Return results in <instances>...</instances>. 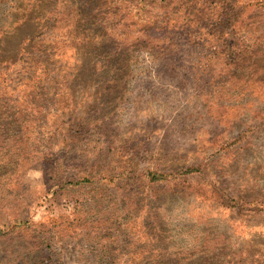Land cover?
Returning <instances> with one entry per match:
<instances>
[{"label":"rangeland","instance_id":"1","mask_svg":"<svg viewBox=\"0 0 264 264\" xmlns=\"http://www.w3.org/2000/svg\"><path fill=\"white\" fill-rule=\"evenodd\" d=\"M0 230V264H264V0H0Z\"/></svg>","mask_w":264,"mask_h":264},{"label":"trees","instance_id":"2","mask_svg":"<svg viewBox=\"0 0 264 264\" xmlns=\"http://www.w3.org/2000/svg\"><path fill=\"white\" fill-rule=\"evenodd\" d=\"M96 19V18H95ZM103 21H101V23H102ZM110 25V23H108L107 24V27L106 28H108V26ZM99 26L101 27L102 26V24H99ZM112 35H114V34H112ZM85 39H87V37H85ZM110 39V40H109ZM109 39L106 41V44L104 43V45L105 46H107L108 47V50H110V55H106V59L107 58H109V60H108V62L110 63V62H112L113 60L115 61L116 60V62H117V65H118V62H119V58H120V54L118 53V51L117 50H114V49H111L110 47L112 46V45H115V43H114V39L112 38V36H110L109 37ZM133 45V43L130 45V46H132ZM137 45L138 46H142V47H144L145 49H149L148 47H149V45H150V40H149V37L147 36V43L145 44V42L143 41V40H139V42L137 43ZM129 46V47H130ZM135 46V45H134ZM128 47V48H129ZM127 48V47H126ZM41 57H42V59H41V65H42V67H43V69H42V72L45 74V75H48L49 74V72H50V68L47 66V61L49 60L48 59V57H49V55H46L45 54V52L44 53H41ZM108 66H110V64H108ZM109 71V73H112V71H113V68H111V69H109L108 70ZM40 72H41V70H40ZM116 72H114V74H113V78L115 77V74ZM111 79V78H110ZM114 80H115V78H114ZM58 93V92H57ZM59 95H61V94H59ZM59 95H58V97H59ZM56 106H59L60 105V102L58 103L57 102V104H55ZM39 107H42L41 105H37V104H35L34 105V110H38V109H40ZM32 114H34V113H32ZM38 127H40V126H38ZM40 133V132H39ZM43 136H44V134H43ZM151 173V175H152V178L153 179H159L160 177H161V174H159V173H156V172H150ZM20 223H25V224H27L26 225V227L28 226V224H30L29 223V221L28 220H21V222ZM40 224V223H39ZM56 224V223H55ZM36 226L37 225H35V228L33 229L34 230V232L36 233V234H34L33 236H32V240H33V242H32V245L35 247V252H33V251H31V250H28V253H23V257H19V259H22V260H26V259H28L27 257H29L30 255H35L36 256V253H37V258H38V256H39V258L41 257V259L39 260V261H41V262H44V261H49L50 260V258H51V253H52V251H51V249H50V247L53 245V238L50 236V235H44V234H42V232L39 230V232H37V229H36ZM58 232H59V230H57ZM0 233H2L1 232V230H0ZM99 236L100 235H98L97 234V236H96V240L99 238ZM98 242H99V240H98ZM84 243V244H83ZM85 243H86V241L85 240H83V242H82V244L81 245H84V246H82V251H83V247L85 248ZM93 248H96V246L95 245H93L92 246ZM100 252V251H99ZM98 252V253H99ZM98 256H100V258L103 256V254L101 255V253L100 254H98ZM102 259V258H101ZM23 264V263H22ZM24 264H27V263H24ZM28 264H32V263H28ZM34 264H37V262H35ZM97 264H105V262H98Z\"/></svg>","mask_w":264,"mask_h":264}]
</instances>
